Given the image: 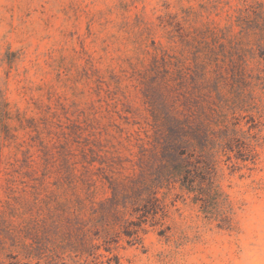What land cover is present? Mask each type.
<instances>
[{
  "label": "rangeland",
  "instance_id": "374dc122",
  "mask_svg": "<svg viewBox=\"0 0 264 264\" xmlns=\"http://www.w3.org/2000/svg\"><path fill=\"white\" fill-rule=\"evenodd\" d=\"M0 264H264V0H0Z\"/></svg>",
  "mask_w": 264,
  "mask_h": 264
},
{
  "label": "trees",
  "instance_id": "16d2710c",
  "mask_svg": "<svg viewBox=\"0 0 264 264\" xmlns=\"http://www.w3.org/2000/svg\"><path fill=\"white\" fill-rule=\"evenodd\" d=\"M186 176H184V178H185ZM187 181H191V183H190V185H192V182H193V180L192 179H190L188 176H187Z\"/></svg>",
  "mask_w": 264,
  "mask_h": 264
}]
</instances>
